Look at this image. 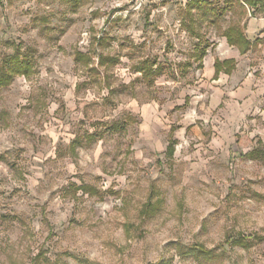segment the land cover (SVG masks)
Returning a JSON list of instances; mask_svg holds the SVG:
<instances>
[{"label":"clouds","instance_id":"obj_1","mask_svg":"<svg viewBox=\"0 0 264 264\" xmlns=\"http://www.w3.org/2000/svg\"><path fill=\"white\" fill-rule=\"evenodd\" d=\"M0 264H264V0H0Z\"/></svg>","mask_w":264,"mask_h":264}]
</instances>
